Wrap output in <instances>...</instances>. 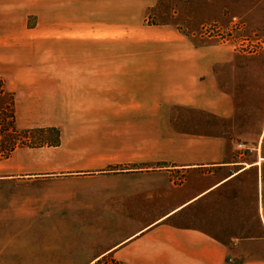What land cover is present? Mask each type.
<instances>
[{"label":"crops","instance_id":"crops-1","mask_svg":"<svg viewBox=\"0 0 264 264\" xmlns=\"http://www.w3.org/2000/svg\"><path fill=\"white\" fill-rule=\"evenodd\" d=\"M87 2L125 18L77 30L133 29L159 0ZM160 41L173 52L138 57V113L88 135L87 169L0 182L23 190L0 200V264H264V53Z\"/></svg>","mask_w":264,"mask_h":264},{"label":"rangeland","instance_id":"rangeland-1","mask_svg":"<svg viewBox=\"0 0 264 264\" xmlns=\"http://www.w3.org/2000/svg\"><path fill=\"white\" fill-rule=\"evenodd\" d=\"M87 3L0 0V145L12 114L22 144L0 158L1 183L53 182L69 170L87 169V151L95 149L88 135L102 133L105 118L138 113L126 108L135 95L137 80L129 70L138 57L173 52L160 39L264 53V0H159L133 29L77 30L76 25L125 18ZM85 33L94 40H83ZM152 74L141 78L143 102L149 99L150 77L152 88L162 85L160 75ZM4 187L0 200L23 191Z\"/></svg>","mask_w":264,"mask_h":264},{"label":"trees","instance_id":"trees-1","mask_svg":"<svg viewBox=\"0 0 264 264\" xmlns=\"http://www.w3.org/2000/svg\"><path fill=\"white\" fill-rule=\"evenodd\" d=\"M8 123H5L6 126L4 127L5 130L3 131L7 135L5 138L7 139L5 141V145H0V158H9L19 146L22 144L19 143L20 140L18 138V130H16L14 123H15V116L14 114L10 115ZM1 144V143H0Z\"/></svg>","mask_w":264,"mask_h":264},{"label":"built area","instance_id":"built-area-1","mask_svg":"<svg viewBox=\"0 0 264 264\" xmlns=\"http://www.w3.org/2000/svg\"><path fill=\"white\" fill-rule=\"evenodd\" d=\"M236 149L238 152L250 151V148H248L244 143H241V142L236 143Z\"/></svg>","mask_w":264,"mask_h":264}]
</instances>
